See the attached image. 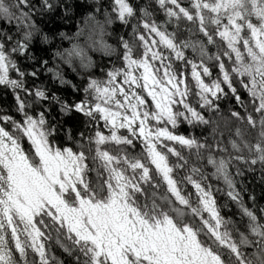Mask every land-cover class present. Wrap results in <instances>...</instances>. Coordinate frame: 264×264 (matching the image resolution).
<instances>
[{
	"label": "snow or ice",
	"instance_id": "1",
	"mask_svg": "<svg viewBox=\"0 0 264 264\" xmlns=\"http://www.w3.org/2000/svg\"><path fill=\"white\" fill-rule=\"evenodd\" d=\"M155 3L164 10L165 23L186 20L206 42L178 40L163 24L150 22L152 13L147 7L140 8V22L131 25L133 41L120 39L122 64L108 70L104 78L89 77L83 98L69 102L47 89L26 87V77H37L38 70L22 71L12 54L28 53L36 29L30 22L34 6L30 0H0V20L10 25L15 21L17 31L21 25L26 29L19 39L0 36V86L12 89L16 111L22 115L17 121L0 114V264H50L45 241L52 238V232L75 264H264V223L242 206L223 160L217 164L209 158L208 163L227 183L228 196L241 204L249 220L248 232L256 239L241 234L237 243L232 238L226 227L230 222L222 217L210 187L193 179L202 176L200 169L193 167L183 177L195 189V202L184 194L175 170L186 167L188 161L176 145L196 149L197 155L206 145L173 131L183 122L193 126L212 123L190 102L191 85L185 73L174 67L175 60L191 64L200 108L216 111V101L229 91L245 107V116L237 111H231V116L246 119L253 128L259 124L260 141L245 146L256 154L250 163L264 165V0H188L187 7L180 0ZM110 4L111 13L105 10L104 21L96 20L100 39L93 41V47L106 55L114 53L103 40L106 26L114 22L112 13L125 26L137 14L130 0H110ZM57 6L65 13L71 10L63 0H41L40 10L51 12ZM96 10H100L98 2ZM208 45H217V52L210 53ZM189 47L199 48V64L186 59L183 49ZM205 56L217 62V79L211 80ZM73 59L85 71L92 64L78 45L67 50L66 62L71 64ZM13 71L18 78L10 76ZM53 80L61 86L70 83L59 72ZM236 83L250 98L258 121L247 113ZM71 87L76 93L81 91L76 85ZM22 92L34 100L22 99ZM38 102L51 103L69 120L83 117L85 126L94 132L87 136L80 132L77 140L68 127L65 136L78 150L59 146L58 129L67 121L53 125L46 112L30 114L32 104ZM232 147L239 151L236 143ZM169 154L177 158L175 163ZM162 186L165 191L160 192ZM189 215L190 221L186 219ZM245 248L256 250L245 252ZM222 249H227V260ZM33 254L37 259L30 258Z\"/></svg>",
	"mask_w": 264,
	"mask_h": 264
},
{
	"label": "trees",
	"instance_id": "2",
	"mask_svg": "<svg viewBox=\"0 0 264 264\" xmlns=\"http://www.w3.org/2000/svg\"><path fill=\"white\" fill-rule=\"evenodd\" d=\"M5 2L12 3L13 0H5ZM63 2L71 6V10L67 13H65L64 8L61 6L55 7L51 12L42 11L40 10L41 0H30V4L34 6L30 22H34L36 25V29H33V41L29 45L28 53L25 55H19L18 53L12 54V58L18 67L26 73L38 70L37 77H26L25 84L28 89L34 90L36 87H41L47 89L49 94L55 92L69 102L83 98L82 89L86 85L89 77L104 78L108 70L114 66L119 67L122 64L120 54L123 52V48L120 46V39L123 37L124 40L129 42L133 41L131 25L140 22V8L147 7L152 13L150 22L155 21L158 24H163L169 32L176 33L178 40L206 42V39L198 32L197 27L186 20L182 19L179 22L170 24L165 23L167 19L165 12L159 8L155 0H130V3L137 9L136 17L133 18L129 25L125 26L116 20L115 13H112L114 22L106 26L103 40L113 47L114 53L112 55H106L98 46L96 48L93 47V41L100 39L98 29L96 28V20L104 21L105 10L111 13L110 0H63ZM97 2L100 7L99 11L96 10ZM53 3H55V0H53ZM180 3L182 6H188V0H180ZM20 7L23 8L24 6L21 5ZM168 7L172 6L168 5ZM25 10L28 11L29 9ZM90 15L94 16L95 19H88ZM25 30L21 25L19 31H17L15 21L10 25L6 20H0V36L8 34L19 39ZM139 32L143 34L144 30L140 28ZM44 37H47V40ZM11 43H14V41ZM136 43L138 44L139 41H136ZM74 45L83 48L87 57L92 62L86 71L81 69L78 59H73L71 64L66 62L67 50L72 49ZM10 46L9 44V50ZM208 50L210 53L215 54L217 52V45H208ZM164 51L167 54V50ZM183 51L186 59L196 64L201 62L199 48L194 50L189 47L183 49ZM58 53H63L64 55L61 56ZM203 60L210 68L212 73L211 80L217 79L220 76L219 69L216 66L217 62L214 60L209 61L206 56L203 57ZM45 61H47L46 65L44 64ZM225 63H227L226 58ZM173 64L178 72L185 73L186 82L191 85L193 94L189 96V100L193 107L200 111L206 119L212 121L208 125L195 126L183 122L177 129L173 130L177 134L186 137L190 136L195 138L199 143L206 145L199 150V155H197L196 149L189 151L177 144L176 148L181 151L188 163L184 168H177L175 170V176L178 180L182 181L181 186L184 189V194L191 195L193 202H195V189L186 180H183V177L190 175L193 167L200 169L202 176L194 175L193 179L199 181L206 188L210 187L222 217L230 222L226 227L231 232L232 238L237 243L240 240L241 234L249 235V239H256L248 232L249 220L243 214L242 206L256 214L258 220L264 223V212H261V209H264V165L259 162L252 165L250 161L256 154L254 151L250 152L249 147L245 146H250L260 141L259 124L253 128L247 124L246 119L237 120L231 116V111L239 112L242 117L246 115V111L245 107H241L236 102L230 91L227 96L216 101L218 105L216 111L210 112L200 108L198 103L199 98L194 95L196 88L195 82L191 77V64H185L182 61L175 60ZM48 68L53 69V71L48 72ZM56 72H59L65 80L69 81V85L61 86L58 81H54L53 76ZM10 76L12 78H18L14 71L10 72ZM203 79L206 83L211 82L208 77H203ZM71 85L80 87L81 91L79 93L74 92ZM235 86L238 89L241 99L244 101L247 113H251L253 118L258 121L259 115L254 112L253 105L247 93L239 83H236ZM224 87L228 91L226 86ZM20 95L22 99L28 102L34 100V97L28 96L27 93L22 92ZM16 107L15 95L12 89L0 86V114L11 116L19 121L22 119V115L16 111ZM28 111L30 114L37 116L42 111L46 112L48 120L53 125H56L57 121H67V123H64L58 129L56 143L59 146L72 147L74 150H78L77 144L67 140L65 136L68 127L73 128L77 140L80 139V132H84L85 136L94 132L93 127L85 126L83 117H78L75 120L61 117L58 108L49 102L33 103ZM238 129L240 130L239 136L237 135ZM233 143L237 144L239 151L232 147ZM25 147H27V144H25ZM85 151H87V146H85ZM135 152H140L139 146L136 147ZM169 157L171 162H176V157H172L170 154ZM209 158L216 161L217 164L221 160L225 162L226 171L233 181V187L235 191L240 193L242 206L228 196V185L222 176L216 175V168L208 163ZM88 162L91 164V160ZM179 163L183 164L184 161H179ZM92 175L95 177V173ZM159 191L163 192L165 188L162 186ZM186 219L190 221L192 217L189 215ZM196 222L199 223V220L197 219ZM41 228L48 234V229H45L43 226ZM51 237L50 240L45 241L50 264H75L74 257L65 253L56 242L57 237L55 232L51 233ZM61 239L63 240V238ZM63 243L70 245V241L67 240H63ZM243 250L245 252H252L256 249L245 248ZM221 251L225 253L224 259L227 260V249H222ZM16 255L18 258V254ZM30 258L37 259L34 254Z\"/></svg>",
	"mask_w": 264,
	"mask_h": 264
}]
</instances>
